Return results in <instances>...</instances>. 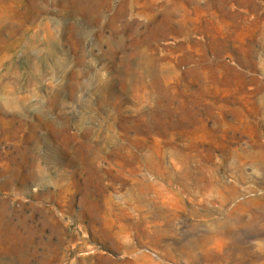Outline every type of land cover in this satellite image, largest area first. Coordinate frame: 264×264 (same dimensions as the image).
<instances>
[{
    "label": "rangeland",
    "instance_id": "374dc122",
    "mask_svg": "<svg viewBox=\"0 0 264 264\" xmlns=\"http://www.w3.org/2000/svg\"><path fill=\"white\" fill-rule=\"evenodd\" d=\"M0 264H264V0H0Z\"/></svg>",
    "mask_w": 264,
    "mask_h": 264
}]
</instances>
